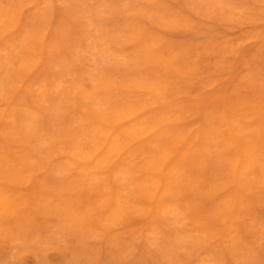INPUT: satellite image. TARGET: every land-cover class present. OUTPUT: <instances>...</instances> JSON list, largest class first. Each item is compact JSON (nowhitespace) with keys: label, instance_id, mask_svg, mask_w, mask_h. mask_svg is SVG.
Listing matches in <instances>:
<instances>
[{"label":"rangeland","instance_id":"1","mask_svg":"<svg viewBox=\"0 0 264 264\" xmlns=\"http://www.w3.org/2000/svg\"><path fill=\"white\" fill-rule=\"evenodd\" d=\"M0 166V264H264V0H0Z\"/></svg>","mask_w":264,"mask_h":264},{"label":"bare ground","instance_id":"2","mask_svg":"<svg viewBox=\"0 0 264 264\" xmlns=\"http://www.w3.org/2000/svg\"><path fill=\"white\" fill-rule=\"evenodd\" d=\"M3 2H5V1H3ZM15 9V8H14ZM12 15V14H11ZM13 16V15H12ZM24 16V15H23ZM16 22V21H15ZM21 22V21H20ZM20 22H18V23H20ZM24 23V22H23ZM26 26V25H25ZM129 71V70H128ZM148 92H149V90H148ZM155 95V94H154ZM227 119V118H226ZM100 133H101V131H100ZM115 130L114 129H112V127H108L107 129H105V130H103L102 131V133H101V135L104 137V140H103V147H102V150H104V149H107V147H108V144L111 142V140H112V138L113 139H116V137H115ZM102 150H100V151H102ZM106 151V150H105ZM21 153V152H20ZM22 154V153H21ZM25 155V154H24ZM28 155V154H27ZM31 155V154H30ZM33 155V154H32ZM34 156V155H33ZM108 156H110V155H108ZM25 157H26V155H25ZM240 157V156H239ZM10 160V159H9ZM113 160H115V159H113ZM239 161H240V159H239ZM239 161H238V163H237V165H236V169L238 168V166H239ZM10 162H11V160H10ZM138 163V162H137ZM1 167V166H0ZM109 179H110V177H109ZM156 181V180H155ZM154 181V182H155ZM162 182V181H161ZM160 182V183H161ZM156 198V197H155ZM154 198V199H155ZM236 198H237V196H236ZM143 200V199H142ZM145 201V200H144ZM138 204V203H137ZM138 206V205H137ZM139 212H140V210H139ZM181 217H182V215H181ZM190 221H192V220H190ZM199 231V230H198ZM201 231V230H200ZM54 235V234H53ZM53 240H55V238L53 237ZM56 241V240H55Z\"/></svg>","mask_w":264,"mask_h":264}]
</instances>
